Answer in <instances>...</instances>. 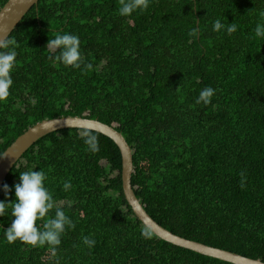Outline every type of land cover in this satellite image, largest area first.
Returning a JSON list of instances; mask_svg holds the SVG:
<instances>
[{"label": "trees", "instance_id": "trees-1", "mask_svg": "<svg viewBox=\"0 0 264 264\" xmlns=\"http://www.w3.org/2000/svg\"><path fill=\"white\" fill-rule=\"evenodd\" d=\"M8 1L0 0V11ZM120 2L40 0L9 36L1 50L12 42L18 55L10 95L0 102V158L39 122L97 120L131 146L134 192L159 225L264 262V39L254 35L264 23V0H151L129 17L119 15ZM217 19L237 31L214 32ZM65 32L78 35L91 69L66 67L47 50L49 39ZM206 87L215 90L211 103L196 104ZM81 132L40 139L6 179L12 191H0V201L14 202L19 174L41 170L73 226L55 251L9 244L8 205L0 264H231L147 229L126 201L117 145L87 131L99 144L90 152ZM64 181L72 185L67 191ZM85 236L93 247L83 244Z\"/></svg>", "mask_w": 264, "mask_h": 264}, {"label": "clouds", "instance_id": "clouds-1", "mask_svg": "<svg viewBox=\"0 0 264 264\" xmlns=\"http://www.w3.org/2000/svg\"><path fill=\"white\" fill-rule=\"evenodd\" d=\"M150 2L151 0H121L118 13L122 17H129L133 13L147 10ZM260 16L264 17V11L260 13ZM212 30L214 32H221L223 30L231 35L237 31V27L235 23L224 24L220 19H217L213 23ZM198 34L199 26L193 28L191 31V35L194 38ZM254 35L256 38L264 39V23H257L254 29ZM46 48L47 50H53L54 59L66 67L75 69L92 68L90 63L85 64L83 61L78 35L67 32L57 33L54 38L49 39ZM17 55L16 46L12 42H9L7 51L0 50V102L8 99L10 89L13 87L12 72L16 67ZM214 92L215 90L211 87L202 89L195 103L208 105L211 103ZM81 136L84 137V143L90 152L95 153L99 150L98 139L95 135L84 131L81 132ZM45 181L46 174L41 170L23 171L19 174V183L14 185L15 201L11 203L0 201V217L4 216L8 205H11V224L10 227L3 230L4 239L9 244H14L19 241L22 244L33 247L48 246L55 251L56 246L61 244V237L66 227L73 226L71 219L65 214V211L56 205L52 193L45 186ZM71 187L70 181L63 182V189L65 191ZM241 187H244L243 180ZM3 191L7 196L12 189L5 184L3 185ZM54 208V217L45 221V217ZM38 221L40 222L39 224ZM83 244L91 248L95 245V240L85 236L83 237Z\"/></svg>", "mask_w": 264, "mask_h": 264}, {"label": "water", "instance_id": "water-1", "mask_svg": "<svg viewBox=\"0 0 264 264\" xmlns=\"http://www.w3.org/2000/svg\"><path fill=\"white\" fill-rule=\"evenodd\" d=\"M39 1L40 0H9L1 9L0 50L29 11L39 4ZM65 129L97 132L111 139L117 145L122 155V182L126 201L137 219L159 239L174 246L231 264H264L261 260L247 258L226 250L185 239L159 225L147 213L134 192L132 185L134 153L131 146L121 132L97 120L83 117H61L42 121L30 128L25 134L19 137L0 158V191L11 171L29 148L39 139Z\"/></svg>", "mask_w": 264, "mask_h": 264}]
</instances>
